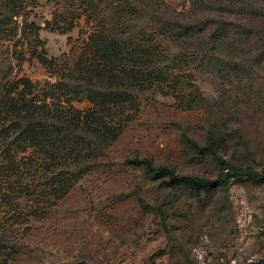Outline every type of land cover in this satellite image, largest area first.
Masks as SVG:
<instances>
[{"label": "rangeland", "instance_id": "374dc122", "mask_svg": "<svg viewBox=\"0 0 264 264\" xmlns=\"http://www.w3.org/2000/svg\"><path fill=\"white\" fill-rule=\"evenodd\" d=\"M112 1L92 0L107 15ZM164 2L181 9V0ZM86 3L28 0L23 14L12 17L7 0H0V100L23 78L35 85L40 101L50 84L64 82L63 72L40 64L29 44L61 65L72 60L70 53L96 27ZM197 85L204 96L217 89L207 79ZM71 100L61 96L56 103L79 111L93 107L87 99ZM171 100L147 93L136 109L130 107L126 121L118 123L120 137L65 198L60 189L45 188L55 172L41 171L42 189H28L18 200L19 193L9 191L12 202L0 194V264H264V114L252 109L247 144L225 157L260 177H234L224 186L197 190L155 178L145 165L130 162L147 159L178 176L217 179L216 159L190 143L208 146L205 112ZM34 157L22 155L16 163L20 171L10 169L27 174ZM8 163L1 147L0 170ZM4 178L0 189H11L16 178L11 184L2 183Z\"/></svg>", "mask_w": 264, "mask_h": 264}, {"label": "trees", "instance_id": "16d2710c", "mask_svg": "<svg viewBox=\"0 0 264 264\" xmlns=\"http://www.w3.org/2000/svg\"><path fill=\"white\" fill-rule=\"evenodd\" d=\"M27 1L7 0L12 17L23 14ZM86 1V14L93 15L96 27L70 53L72 60L61 65L29 44L40 64L63 72L64 82L50 84L40 101L35 85L23 78L0 100V148L10 162L0 177H5L4 184L16 178L11 189H0L6 202L13 199L9 191L18 192V200L28 189H42L39 182L46 172L55 173L45 188L60 189V198H65L117 141L123 130L118 123L126 121L130 107L147 93L167 95L177 106L205 112L208 146L187 140L199 154L215 158L220 173L215 180L184 177L147 159L130 162L145 165L155 178L168 177L174 185L197 190L224 186L234 177H260L225 157L247 144L252 109L264 114V0H181L180 10L165 0H113L110 15ZM203 79L217 87L213 96H204L206 91L197 85ZM61 96L87 99L93 107L64 108L56 103ZM22 155L35 156L27 174L13 171H20L16 163Z\"/></svg>", "mask_w": 264, "mask_h": 264}]
</instances>
